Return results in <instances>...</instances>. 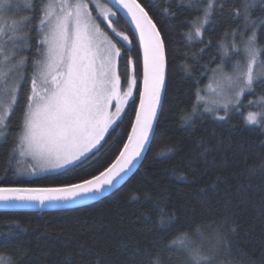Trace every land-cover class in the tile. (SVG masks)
I'll list each match as a JSON object with an SVG mask.
<instances>
[{"label":"trees","instance_id":"1","mask_svg":"<svg viewBox=\"0 0 264 264\" xmlns=\"http://www.w3.org/2000/svg\"><path fill=\"white\" fill-rule=\"evenodd\" d=\"M18 1L21 8L14 18L31 15L29 28H35L47 0H35V12L27 9L30 0ZM138 2L161 32L167 61L159 122L143 160L123 185L93 203L51 211H0V253L10 255L16 264H140L145 249H167L169 242L183 233L188 234V241L200 244L197 229L207 250L214 230L222 227L233 245L231 264H264V83L258 80L251 91L241 94L237 104L227 108L226 120L215 119L225 115V110L218 114L206 111L196 95L197 89L201 95L216 71L232 72L231 63L222 65V59L227 61L225 52L233 41V30L244 29L243 15L233 18L240 0H224L223 11L213 13L202 38L195 36L190 22L202 16L206 0L200 10L189 6L191 0ZM262 8L264 5L257 4L252 19L264 16ZM114 19L118 21L116 31L132 38L126 21L119 14ZM24 34L32 42L31 49L22 53L29 58L30 77L32 59H42L43 48L39 57L34 56L35 42L42 34L28 29ZM258 44L264 47V29ZM131 47V55L137 58L136 38ZM126 61L127 55L119 68L123 86L128 76ZM136 75L141 80V58ZM30 89L29 80L20 92L21 103L9 122L7 138L0 139V186L78 183L115 159L130 130L129 118H134L132 105L123 122L114 131L110 129L99 151L81 165L84 171L62 169L28 175L20 164L18 149L13 148ZM135 96L138 99V92ZM249 114L257 123L248 122ZM188 116L191 119L185 120ZM162 216L173 218L172 223L162 227ZM161 257L163 264H188L186 252L177 246L171 252H161Z\"/></svg>","mask_w":264,"mask_h":264},{"label":"snow or ice","instance_id":"2","mask_svg":"<svg viewBox=\"0 0 264 264\" xmlns=\"http://www.w3.org/2000/svg\"><path fill=\"white\" fill-rule=\"evenodd\" d=\"M109 2L113 8H102L94 17L93 9L85 0L74 3L61 0L60 14L54 23L49 5L39 10L38 25L29 28L31 15L22 20L14 18L15 12L21 8L18 0H0V139L7 138L9 122L16 106L21 103L20 92L30 80L31 89L24 103L21 132L13 151L18 149L21 156L34 161L30 165L31 175L57 169L68 172L81 169V165L99 151L98 146H103L101 142L106 140V134H111L110 129L114 131L115 126L123 122L128 107L134 106L127 139L115 160L103 171L78 183L58 187L0 186V202L6 205H44L74 203L94 197L106 187L123 180L134 162L150 146L159 122L166 83L165 41L149 11L138 0ZM202 2L191 0L189 6L200 10ZM257 4L264 5V0H240V7L234 9V19L243 15L244 29L233 30V41L229 51L225 52L227 61L222 59V65L225 62L232 65V74L227 81L230 87L239 88L237 96L246 90L251 91L258 80L264 83V47L258 44L260 32L264 29V16L252 19V10ZM224 7V0H206L202 16L190 22L197 38H202L204 27L213 13L223 11ZM27 9L30 12L37 10L35 0H30ZM164 11L168 12V8ZM261 11L264 12V8ZM120 13L132 29V38L114 27L118 22L114 18ZM101 23L106 24L119 39L110 37L101 28ZM25 29L42 34V38L35 42L34 56L39 57L41 49H44L43 60L32 59L34 70L30 77L29 58L22 53L31 49L32 42L24 34ZM188 37L192 38L191 32ZM135 38L139 42L137 58L131 55ZM125 55L128 76L127 87L123 88L119 68ZM141 57L143 74L142 80H138L136 72ZM196 95L197 100L203 98L199 89ZM223 107L226 114L217 115L215 119H227V103ZM205 110L212 111L210 108ZM196 111L194 104L193 113ZM188 119L191 116L185 118ZM248 122L255 124L257 120L249 114ZM172 219L162 216L161 226L171 224ZM196 233L200 244L188 241V234L183 233L170 241L167 249L155 252L145 249L140 264H163L161 252H171L174 246L186 252L188 264H231L233 245L222 227L214 230L213 242L209 243L207 250L203 247L200 229ZM0 264L16 262L10 255L0 253Z\"/></svg>","mask_w":264,"mask_h":264},{"label":"rangeland","instance_id":"3","mask_svg":"<svg viewBox=\"0 0 264 264\" xmlns=\"http://www.w3.org/2000/svg\"><path fill=\"white\" fill-rule=\"evenodd\" d=\"M19 2V1H18ZM72 2H76V0H72ZM85 2L89 3L90 9H93V16H97L100 9L108 7L111 8L108 4L103 2L102 0H85ZM60 3L61 0H47L44 7L51 5L50 11L53 13L52 16V22H55V17L60 14ZM100 22L99 20L97 21ZM101 28L109 34L111 30L107 28L106 24L101 23ZM47 31V26L45 28ZM113 34V33H112ZM44 51V49H43ZM43 60V53H42V59ZM231 73H224L221 71H216L213 76L211 77L209 83L207 86L202 90L201 97L202 99L199 100V102L203 103L205 107L212 109V112L218 114L219 112H223L225 109L223 105L227 103L228 107L233 106L237 104L239 100V96H237V92H239L238 87H230L227 81V77L231 75ZM37 75H39V72L37 70ZM127 84L123 86V88H126ZM115 111V109H112ZM107 135V134H106ZM103 142V141H102ZM101 142V143H102ZM99 147V146H98ZM19 152V150H18ZM20 155V154H19ZM22 163L23 170L28 174H30V165L34 163V161L31 160L30 157L27 156H21L20 155V164ZM62 169L57 170H49V171H43V172H37V174H46V173H52L56 172Z\"/></svg>","mask_w":264,"mask_h":264},{"label":"water","instance_id":"4","mask_svg":"<svg viewBox=\"0 0 264 264\" xmlns=\"http://www.w3.org/2000/svg\"><path fill=\"white\" fill-rule=\"evenodd\" d=\"M103 1H105L110 7L113 8V5L109 2V0H103ZM119 15L126 21V18L123 17L122 13H120ZM136 40L138 42V38H136ZM138 44H139V42H138ZM142 74L143 73H142V57H141V80H142ZM162 96H163V94H162ZM137 103H138V99H137ZM146 152L143 153V155H142V157L140 159H138V160H136L134 162V166L131 168V171H129L127 173V175L124 176L123 180L119 181L118 183L114 184L111 187H106L105 190L102 193L96 194L94 197L81 199V200H78L77 202H74V203L73 202H65V203L44 204V205L35 204V203L34 204H16V203H11V204H7L6 205L5 203L0 202V211H51V210H61V209L76 208V207H80V206H84V205L93 203V202H95V201H97V200H99L101 198H104L108 194H110L113 191H115L116 189H118L121 185H123L131 177V175L136 171V169L140 165L141 161L143 160Z\"/></svg>","mask_w":264,"mask_h":264}]
</instances>
